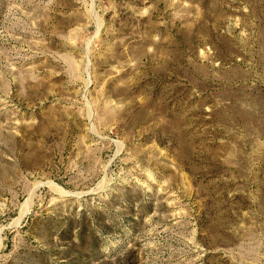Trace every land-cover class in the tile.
Listing matches in <instances>:
<instances>
[{"label":"rangeland","instance_id":"rangeland-1","mask_svg":"<svg viewBox=\"0 0 264 264\" xmlns=\"http://www.w3.org/2000/svg\"><path fill=\"white\" fill-rule=\"evenodd\" d=\"M0 264H264V0H0Z\"/></svg>","mask_w":264,"mask_h":264}]
</instances>
